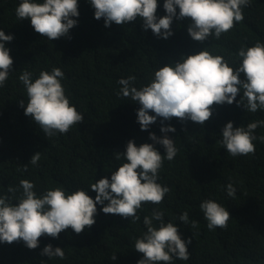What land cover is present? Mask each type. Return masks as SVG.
I'll use <instances>...</instances> for the list:
<instances>
[{"label": "trees", "instance_id": "obj_1", "mask_svg": "<svg viewBox=\"0 0 264 264\" xmlns=\"http://www.w3.org/2000/svg\"><path fill=\"white\" fill-rule=\"evenodd\" d=\"M19 3L0 0V30L14 37L5 45L13 59L12 72L0 87V195L17 198L22 194L19 182L26 179L34 184L38 195L62 187L68 193L85 190L95 199L90 184L103 177L110 179L111 172L125 162L117 160L115 153L125 152L129 140L137 146L154 144L150 132L157 137L163 135L160 118L148 130H141L137 122L140 105L117 95L119 79L133 75L134 86L139 89L150 82L160 66L204 48L223 56L235 68L240 63L236 53L241 46L264 43V0H251L243 9L242 22L219 40L209 37L203 44L189 37V20L174 19L173 35L167 40L156 37L151 29L144 31L139 19L105 27L103 18H94L89 0H78L79 17H73L78 24L68 36L50 41L34 31L30 19L17 18ZM163 3L158 0V17L166 14ZM54 67L63 71L65 95L84 121L66 134L47 139L19 105L20 100L27 102L19 76L27 70L34 80L41 71L51 72ZM240 98L237 95L231 105L214 106L212 117L203 127L191 121L181 123L177 118L164 121V125L176 129L167 135L175 141L178 152L172 161L164 160L157 182L170 191L160 205L142 204L137 212L139 221L105 214L98 204L96 223L79 235L69 228L59 238L42 236L36 249L27 248L23 241L0 243V264H137L143 254L134 250V243L146 231L143 218L153 209L164 212L165 222L178 226L183 240L191 238L187 245L189 260L174 259L172 264H264V143L253 141L255 154L237 157L229 155L221 144L227 122L246 127L264 120V110L251 113L238 107ZM254 135L264 136V127H258ZM154 147L161 155L165 153L161 145ZM36 152L41 158L34 166L29 162ZM24 165L27 171H23ZM228 183L236 189L234 198L227 195ZM9 187L17 191L8 193ZM205 199L229 211L226 229L207 228L199 208ZM185 211L189 224L178 219ZM192 221L198 223L197 228L191 227ZM48 244L62 248L65 259L42 255ZM114 254L117 258L111 260Z\"/></svg>", "mask_w": 264, "mask_h": 264}, {"label": "clouds", "instance_id": "obj_2", "mask_svg": "<svg viewBox=\"0 0 264 264\" xmlns=\"http://www.w3.org/2000/svg\"><path fill=\"white\" fill-rule=\"evenodd\" d=\"M89 3L94 9V18H103L105 27L139 19L144 31L151 29L156 37L165 40L173 35L174 19L189 20V37L203 44L209 37L219 40L222 34L242 22L243 9L251 0H164L166 14L160 17L157 16L158 0H89ZM78 8V0H20L15 13L19 20L30 19L34 31L52 41L68 36L69 30L78 24V20L73 19L79 17ZM13 39L0 30V87L12 72L13 59L5 45ZM236 55L240 63L233 68L223 56L213 55L206 48L195 54H182L174 63L155 70L150 82L139 89L134 86L135 76L119 79L121 87L117 95L140 105L137 122L142 131L160 118L163 135L157 137L150 132L149 139L161 145L165 153L161 155L154 144L137 146L129 140L125 152L115 153L117 160L125 162L111 172L110 179L103 177L90 184V189L96 193L95 199L85 190L68 193L62 187L38 195L34 184L22 179L19 182L22 194L18 198L0 195V243L23 241L27 248L36 249L42 236L59 238V234L69 228L79 235L96 223L98 204L103 213L119 215L133 223L140 220L137 212L142 204H162L170 188L157 182L159 170L165 159L172 161L178 152L175 141L167 135L176 129L170 124L164 125V121L177 118L181 123L191 121L203 127L212 117L214 106L231 105L237 95L241 97L238 107L251 113L264 110V43L257 41L251 47L241 46ZM63 79L64 73L58 67L51 72L41 71L34 80L27 70L19 76L27 95V102L20 100L19 105L47 139L57 133L66 134L72 126L84 121V116L65 95ZM258 127H264V120L250 122L246 127H234L229 121L222 128L221 144L232 157L254 155L253 141L259 139L264 143V136L254 135ZM40 158V152H36L29 163L35 166ZM23 171H27V165ZM7 191L14 194L17 189L9 187ZM226 192L229 197H235L232 183L226 185ZM199 208L209 230L228 227L230 213L219 203L205 199ZM178 219L189 224L188 212H183ZM143 224L146 231L134 243V250L143 254L137 264L189 260L187 245L192 242L191 238L183 240L178 226L165 222L163 211L153 209L150 216H144ZM191 227L197 228L198 223L192 221ZM41 254L65 259L63 249H54L51 244L46 245ZM116 258L114 254L110 259Z\"/></svg>", "mask_w": 264, "mask_h": 264}]
</instances>
